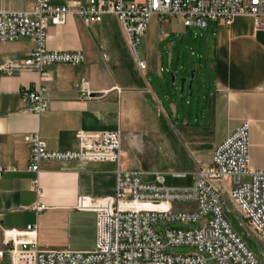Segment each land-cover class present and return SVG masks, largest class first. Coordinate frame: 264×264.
I'll use <instances>...</instances> for the list:
<instances>
[{
  "label": "crops",
  "instance_id": "0c3cea01",
  "mask_svg": "<svg viewBox=\"0 0 264 264\" xmlns=\"http://www.w3.org/2000/svg\"><path fill=\"white\" fill-rule=\"evenodd\" d=\"M72 1L86 3L87 0H52V4L65 6ZM33 4V0H0V12H25L32 9ZM164 23L166 27L160 41L178 37L171 43L172 50L179 44L198 40L193 34L195 28L205 31L201 43L206 48L209 40L213 42L209 115L210 126L219 136L210 153L202 157L198 142L201 127L187 123L182 127L172 126L173 134L193 165L191 175L211 167L216 147L245 122L251 125L250 170H262L264 30L255 28L252 16L236 17L230 26L209 23L204 30L197 26L187 28L178 20ZM34 49V43L27 38L0 46V227L24 231L36 225L38 247L44 252H91L96 248L97 215L79 210L78 205L81 199L96 201L114 196L117 165L43 162L37 175L29 170L31 152L24 137L38 134L50 151L70 152L78 150L79 134L125 132L133 127L140 113L141 77L138 73L141 72L131 63L127 42L116 18L105 16L101 23L87 26L81 18L70 16L65 26L49 28L47 49L82 51L86 63L79 67L55 65L49 68L52 75V82L48 84L49 109L34 116L24 112L20 92L37 89L39 74H10L3 69L10 62L26 60ZM160 62L163 65L162 59ZM161 64L159 77L165 79ZM148 72L147 64L144 79L157 101L154 89L146 80ZM150 73H155L154 68ZM84 81L89 83L92 92L89 99L82 96ZM171 99L168 97L169 101ZM170 112L178 118L172 102ZM129 151L123 143V166L137 170ZM37 177L43 194L40 202L45 206L39 214L32 210L39 202L33 187ZM3 248L0 231V249ZM0 264H10V260L5 256Z\"/></svg>",
  "mask_w": 264,
  "mask_h": 264
},
{
  "label": "built area",
  "instance_id": "2783aa9c",
  "mask_svg": "<svg viewBox=\"0 0 264 264\" xmlns=\"http://www.w3.org/2000/svg\"><path fill=\"white\" fill-rule=\"evenodd\" d=\"M25 12H0V46L30 39L35 49L29 58L10 62L8 73L35 72L40 76L37 89L20 92L24 112L40 116L49 109V87L55 65L79 67L86 63L82 51H49L47 42L51 26H65L68 17L77 16L87 26L99 24L105 16L120 23L131 57L142 74L147 62L138 55V46L146 37L153 16L161 22L178 20L185 27L206 29L209 23L230 26L239 16H252L257 30H264V0H87L55 6L52 0H33ZM82 96L91 97L89 83L81 85ZM251 125L243 123L216 147L211 167L193 175L189 188L166 186V175L126 169L123 135L120 131L79 134V148L70 152H53L38 135H26L30 148L32 173H40L43 162L115 163L114 196L90 201L81 199L78 209L97 215L96 248L91 252H44L38 247L37 226L24 231L0 229L5 256L10 264H264L233 230L226 217L221 190L213 183L228 187V199L240 209L244 221L256 235H264V168L250 170ZM1 173V172H0ZM187 179V173H173ZM248 178L250 182L245 183ZM33 187L39 202L32 210H45L38 177ZM211 216L209 220H205ZM200 224L195 230L169 228L171 224ZM166 228L165 231H159ZM192 247L188 255L170 253L173 247Z\"/></svg>",
  "mask_w": 264,
  "mask_h": 264
},
{
  "label": "rangeland",
  "instance_id": "374dc122",
  "mask_svg": "<svg viewBox=\"0 0 264 264\" xmlns=\"http://www.w3.org/2000/svg\"><path fill=\"white\" fill-rule=\"evenodd\" d=\"M166 24L157 16L151 17L148 23L146 37L138 46V55L148 64L149 72L147 82L154 89L152 95L144 75L141 77L140 113L133 127L122 132L123 143L128 147L130 157L137 164V170L145 173H162L166 175V186L175 189L189 188L193 185V176L190 173L191 165L187 153L180 146L173 134L172 126L182 127L183 123L198 125L199 129V153L205 157L210 153L219 133L210 126V84L213 81L210 55L213 51V42L209 40L208 48L202 44L205 31L193 29V34L198 40L192 39L188 44H179L172 50L170 41L163 40L162 31ZM180 40V39H178ZM131 63L135 65L131 54ZM162 59V63L160 62ZM159 64L163 66L165 79L159 77L161 71ZM136 68V67H135ZM154 68V74L150 73ZM176 83L173 84V77ZM187 80L184 92L181 93L182 81ZM171 97V101L168 100ZM173 103L178 112V118L172 116L170 103ZM161 106H160V105ZM163 108V110L161 109ZM176 113V112H175ZM175 172H187V179H176L172 176ZM245 183L250 182L248 178ZM221 190L222 205L233 230L243 239L256 256L264 262V235H256L244 221L239 207L228 199V187L224 184L213 183ZM208 216L205 220H209ZM178 230H195L200 224L175 223L168 226ZM166 228H160L163 232ZM194 252L192 247H173L170 253L174 255H188ZM207 264H217L208 261Z\"/></svg>",
  "mask_w": 264,
  "mask_h": 264
},
{
  "label": "water",
  "instance_id": "95a60500",
  "mask_svg": "<svg viewBox=\"0 0 264 264\" xmlns=\"http://www.w3.org/2000/svg\"><path fill=\"white\" fill-rule=\"evenodd\" d=\"M172 77H173V84L175 86L176 80H175V77L173 75H172ZM185 83H186V80L182 81V89H181V92H184Z\"/></svg>",
  "mask_w": 264,
  "mask_h": 264
}]
</instances>
